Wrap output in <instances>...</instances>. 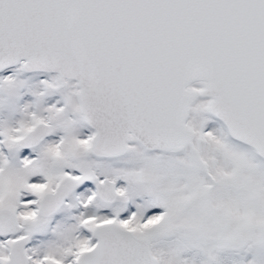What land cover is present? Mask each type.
<instances>
[{
    "label": "snow or ice",
    "instance_id": "snow-or-ice-1",
    "mask_svg": "<svg viewBox=\"0 0 264 264\" xmlns=\"http://www.w3.org/2000/svg\"><path fill=\"white\" fill-rule=\"evenodd\" d=\"M0 264H264V0H0Z\"/></svg>",
    "mask_w": 264,
    "mask_h": 264
}]
</instances>
